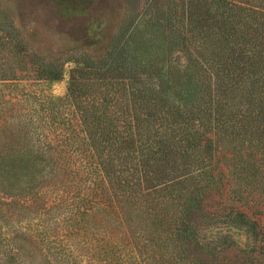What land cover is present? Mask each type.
<instances>
[{
  "label": "trees",
  "instance_id": "16d2710c",
  "mask_svg": "<svg viewBox=\"0 0 264 264\" xmlns=\"http://www.w3.org/2000/svg\"><path fill=\"white\" fill-rule=\"evenodd\" d=\"M155 27L65 69L0 28V264H264V0H172Z\"/></svg>",
  "mask_w": 264,
  "mask_h": 264
},
{
  "label": "rangeland",
  "instance_id": "374dc122",
  "mask_svg": "<svg viewBox=\"0 0 264 264\" xmlns=\"http://www.w3.org/2000/svg\"><path fill=\"white\" fill-rule=\"evenodd\" d=\"M171 1L0 0V28L37 57L39 65L34 69L43 65L65 69L74 65L75 59L111 64L117 62L119 53L131 54L138 40L155 43L156 33L151 28L159 26L161 19L165 23ZM172 53L180 58L176 47ZM42 81L37 86L34 79H21L9 90L17 96L39 91L47 96L65 93L66 79ZM256 219L264 233V215ZM233 237L241 244L248 243L243 231L236 230Z\"/></svg>",
  "mask_w": 264,
  "mask_h": 264
}]
</instances>
